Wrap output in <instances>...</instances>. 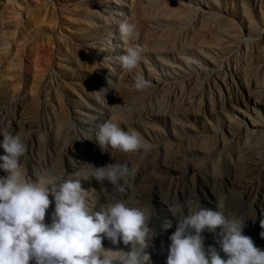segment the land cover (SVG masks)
I'll return each mask as SVG.
<instances>
[{
  "label": "rangeland",
  "instance_id": "374dc122",
  "mask_svg": "<svg viewBox=\"0 0 264 264\" xmlns=\"http://www.w3.org/2000/svg\"><path fill=\"white\" fill-rule=\"evenodd\" d=\"M167 1L187 0H143L138 17L144 23L131 46L121 39L118 23L136 24L130 9L137 0H108L112 15L97 21L94 32L93 25L84 27L70 2L61 10L55 0H0V130L19 134L27 144L21 163L32 180L44 169L68 179L92 166L127 164L134 174L128 177L124 193L116 192L106 180L103 185L95 179L81 183L89 199L98 201L97 211L116 200L145 211L154 207L149 239L157 234L145 249L148 264H166L169 236L177 223L169 206L196 198L202 207L244 220L243 234L264 250L260 235L264 232V138L245 140L230 132L239 121L253 119L264 128V105L236 104L226 98L221 105L214 99L213 73L201 77L196 72L204 63L206 54L201 51L210 31L197 17L165 15ZM191 2L202 8L215 4L214 12L221 19L214 21L213 30L219 23L232 30L225 19L244 26L247 14L264 28V0ZM68 40L78 51L65 46ZM137 46L142 49L140 62L128 72L119 57L126 48ZM234 50L222 55L219 70L234 71L233 63L227 70L224 65ZM255 64H259L255 76H260L263 63ZM138 75L151 82L148 89L138 92L130 87ZM245 109L249 116L243 115ZM109 120L124 131L137 132L151 150L101 152L96 133ZM4 154L0 148V155ZM5 175L0 169V176ZM220 197L224 207L218 209ZM53 211L54 202L45 223L51 222ZM190 211L185 208V214ZM202 235L206 248L212 245L219 251L215 233ZM102 244L106 249L130 250L122 241L113 245L104 239ZM220 255L226 258L223 252Z\"/></svg>",
  "mask_w": 264,
  "mask_h": 264
},
{
  "label": "clouds",
  "instance_id": "9594fccd",
  "mask_svg": "<svg viewBox=\"0 0 264 264\" xmlns=\"http://www.w3.org/2000/svg\"><path fill=\"white\" fill-rule=\"evenodd\" d=\"M121 39L127 43L138 35L136 24L118 23ZM142 49L128 47L119 57L122 68L132 72L139 64ZM143 75L130 87L138 92L150 87ZM0 264H148L145 251L149 239V221L155 209L145 211L116 200L97 211L98 201L91 200L81 181L95 179L124 193L128 177L134 173L127 164L111 163L81 169L68 179L57 178L52 169H44L36 180L28 178L21 158L27 144L19 134L0 130ZM95 143L101 152L109 149L125 153H147L151 146L135 131H124L111 120L99 125ZM122 181L124 183H122ZM49 196L53 199L50 200ZM54 202L51 222L45 223L46 211ZM191 211L185 214V208ZM224 207V197L217 208ZM176 218L175 231L169 236L166 264H264V250L243 234L244 220L227 218L222 211L202 207L198 198L169 206ZM264 228V225H261ZM215 233V246L204 244L203 232ZM260 235L264 237V232ZM121 241L130 250L104 248ZM225 254L226 258L220 255Z\"/></svg>",
  "mask_w": 264,
  "mask_h": 264
},
{
  "label": "bare ground",
  "instance_id": "6f19581e",
  "mask_svg": "<svg viewBox=\"0 0 264 264\" xmlns=\"http://www.w3.org/2000/svg\"><path fill=\"white\" fill-rule=\"evenodd\" d=\"M55 1L57 2V4H59L60 7H57H59L61 10L66 9V6L64 5L70 2L73 8H77L75 13H78L79 19L81 20V23L84 25V27L93 25V32L100 24V22L97 21H99L100 19L108 20V18H110L109 15H112L110 14L111 7L108 0H62L61 2L60 0ZM142 2L143 0H137L136 4L133 5L130 9L132 15L135 16L137 31H140V27L144 23L142 18L138 17V12L140 11ZM206 6L207 8H202L198 5L194 6L191 0H187L186 2L167 1V4L164 6L165 11L163 13L165 15H170L174 12H177V15H182L184 20L191 17H197L200 22L206 23L207 29L208 31H210L209 33L211 38L205 41V43H207V46L206 48H203L201 52L206 54V57H204V63L198 66L199 68L196 72L201 77L213 73L211 85L216 96L214 97L215 100H217L221 105L223 104L225 98L229 99L230 101H235L236 104L243 103L244 105H247V103L252 102L254 107L261 104L264 105V28L262 27V29H260L263 25H260L259 22H255L253 17L247 14L246 23L244 26L235 24V22H233L234 20L231 21L225 19V21H227L226 24L230 25L232 27V30L221 26L220 23L219 26L221 28L219 27L213 30L212 24L214 23V21L219 22L221 18L218 14L219 12H214V9L217 8L214 3L208 4ZM30 18L31 13H28L27 19ZM52 18L55 23L56 15H53ZM210 20L213 21L209 22ZM136 37L128 41L129 45L131 44L132 46V42L136 44V42L134 41ZM65 46L67 48H71V50L78 51V46L69 40L65 43ZM141 48L147 49V46L143 45L141 46ZM234 48L235 50L233 54H230V60L227 58L224 59L226 70L227 68H232L233 63V66H236L234 71L231 70L229 72L227 71L226 73L223 68L222 70H219V67H221L222 64V55L228 54ZM211 49H213V51H210L208 53V51ZM238 62L240 64V67H238ZM259 62L263 63L261 67L262 71L260 70V72H262L260 73L261 77L258 75L255 76L254 73V71L257 70V66L259 65H256L255 63ZM253 64L255 65V67L252 66ZM156 80L158 81V79ZM239 84H241L243 88L239 86ZM241 88L244 89L245 93L241 91ZM196 94L198 95V93ZM211 99H213L212 95L210 96V100ZM243 115L249 116L247 109H245ZM230 132L231 135H236L237 138L244 137L245 140H251L253 138H264V128L262 127L261 123L255 119L250 121V123H248V121L246 123L243 121H239L238 126L232 128Z\"/></svg>",
  "mask_w": 264,
  "mask_h": 264
}]
</instances>
